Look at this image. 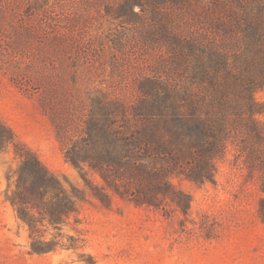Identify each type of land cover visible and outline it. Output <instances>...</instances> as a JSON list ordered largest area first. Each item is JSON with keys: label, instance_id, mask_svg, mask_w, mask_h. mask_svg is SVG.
I'll list each match as a JSON object with an SVG mask.
<instances>
[{"label": "rangeland", "instance_id": "obj_1", "mask_svg": "<svg viewBox=\"0 0 264 264\" xmlns=\"http://www.w3.org/2000/svg\"><path fill=\"white\" fill-rule=\"evenodd\" d=\"M119 1L0 0V122L23 146L0 151V264H264V194L233 165L229 141L215 183L171 178L191 199L187 213L173 203L138 206L108 189L101 202L100 177L65 161L61 138L86 132L90 115L106 126L110 100H133L138 78L163 59L156 38L144 39L146 14L135 6L132 21L117 17ZM203 88L193 92L200 97ZM255 99L254 118L264 122V87ZM25 149L73 194L72 210L56 224L33 211L34 233L9 200L15 151Z\"/></svg>", "mask_w": 264, "mask_h": 264}, {"label": "trees", "instance_id": "obj_2", "mask_svg": "<svg viewBox=\"0 0 264 264\" xmlns=\"http://www.w3.org/2000/svg\"><path fill=\"white\" fill-rule=\"evenodd\" d=\"M135 6L151 23L145 41L156 38L163 59L152 75L138 78L133 100H110L106 126L90 115L86 132L69 143L61 138L65 161L100 177L101 202L108 189L138 206L166 202L187 213L191 199L171 178L215 183L229 141L233 165L241 164L245 181L255 178L264 194V122L254 118L261 113L255 92L264 87V0H120L115 15L132 21ZM197 85L204 87L200 97ZM8 144L23 149L0 122V151ZM15 155L9 200L31 233L37 232L33 211L50 224L66 218L72 192L29 150ZM45 196L60 200L59 207H48Z\"/></svg>", "mask_w": 264, "mask_h": 264}]
</instances>
